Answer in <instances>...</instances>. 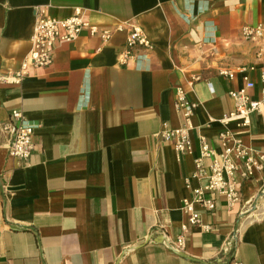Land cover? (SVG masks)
I'll use <instances>...</instances> for the list:
<instances>
[{
	"label": "crops",
	"instance_id": "obj_1",
	"mask_svg": "<svg viewBox=\"0 0 264 264\" xmlns=\"http://www.w3.org/2000/svg\"><path fill=\"white\" fill-rule=\"evenodd\" d=\"M76 9L108 38L83 30L20 84L1 79L30 50L41 10L67 18ZM256 24L262 35L244 38L242 27ZM135 25L152 47L125 56ZM260 49L264 0H0V264H264V170L238 173V202L217 193L212 210L194 202L201 224L184 203L207 183L193 176L203 140L220 153L228 130L264 153V103L247 125L223 122L246 73L262 99ZM179 86L197 104L189 152L162 137L187 125ZM13 110L35 126L27 164L8 149ZM180 233L185 249L175 252Z\"/></svg>",
	"mask_w": 264,
	"mask_h": 264
},
{
	"label": "built area",
	"instance_id": "obj_2",
	"mask_svg": "<svg viewBox=\"0 0 264 264\" xmlns=\"http://www.w3.org/2000/svg\"><path fill=\"white\" fill-rule=\"evenodd\" d=\"M83 30H88L92 34L101 33L104 38L109 36L107 30L85 18L80 9H76L74 14L67 18L48 16L44 10H41L31 38L30 50L23 58L20 67L8 70L6 74L1 76V79H5V81L12 84H20L25 77L32 74V71L47 67L53 62L54 52L58 43L75 40ZM262 33L263 26L261 24L242 27V35L246 39L255 40ZM136 45L152 47L151 40L138 25L133 26L131 30L125 56H131L132 49ZM256 59L261 63V77L264 82V49H260L256 53ZM253 68L254 66H250V69ZM247 70L246 66L240 68L241 72L246 73ZM220 72L230 77L234 76V72L229 69H222ZM244 79L246 81L244 86L230 92L236 104L234 110L224 116L223 122L225 124L232 118H241V124L247 125L250 122L251 113L261 111L264 103V88L262 90V99L256 100L250 95V90L255 87V82L250 79L247 73ZM177 106L182 111L187 125L180 128L167 129L162 133V137L165 142L172 143L178 151L189 152L192 148L189 135L190 119L197 104L189 99L187 90L182 86L177 88ZM4 128L11 136L8 145L10 154L15 156L21 164H27L35 148L33 141L35 126L26 121L23 112L13 110L10 120L4 125ZM219 137L223 147L220 153H216L203 140L201 154L196 159V169L193 176L206 178L207 183L204 186L194 188V198L184 202L186 210L191 212L189 222L194 225L201 224L200 215L193 208L194 202L199 203L203 209L212 210L216 207V199L213 196L215 193L225 195L230 203L238 202L241 199V182L238 179V173L245 180L252 178L258 171L264 170V153L250 151L240 138L233 137L228 130H222ZM208 157L212 158L209 170L204 163L205 158ZM203 227L206 230L210 229L209 226ZM171 247L175 252H181L185 249L184 233H180L176 239L172 240ZM229 264L243 263L238 260Z\"/></svg>",
	"mask_w": 264,
	"mask_h": 264
},
{
	"label": "bare ground",
	"instance_id": "obj_3",
	"mask_svg": "<svg viewBox=\"0 0 264 264\" xmlns=\"http://www.w3.org/2000/svg\"><path fill=\"white\" fill-rule=\"evenodd\" d=\"M261 208V210L259 209V212H257V217H260V216H262L263 215V213H264V205L262 206V207H260ZM251 215V214H250ZM254 218H253V216H250L248 219H247V221H251V220H253ZM246 223V222H245Z\"/></svg>",
	"mask_w": 264,
	"mask_h": 264
},
{
	"label": "rangeland",
	"instance_id": "obj_4",
	"mask_svg": "<svg viewBox=\"0 0 264 264\" xmlns=\"http://www.w3.org/2000/svg\"><path fill=\"white\" fill-rule=\"evenodd\" d=\"M263 198H264V193H263Z\"/></svg>",
	"mask_w": 264,
	"mask_h": 264
}]
</instances>
